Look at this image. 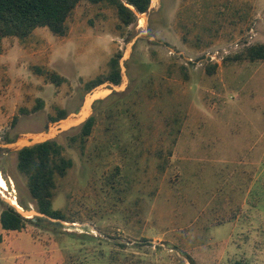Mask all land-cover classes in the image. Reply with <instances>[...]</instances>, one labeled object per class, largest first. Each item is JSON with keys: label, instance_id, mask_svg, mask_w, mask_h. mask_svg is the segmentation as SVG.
<instances>
[{"label": "rangeland", "instance_id": "374dc122", "mask_svg": "<svg viewBox=\"0 0 264 264\" xmlns=\"http://www.w3.org/2000/svg\"><path fill=\"white\" fill-rule=\"evenodd\" d=\"M67 25L0 42V215L14 197L39 213L5 147L107 91L84 149L82 125L55 139L74 162L53 198L67 220L0 223V264H264V59H220L264 45V0H155L128 28L111 6L81 2ZM112 58L119 85L105 80Z\"/></svg>", "mask_w": 264, "mask_h": 264}, {"label": "trees", "instance_id": "16d2710c", "mask_svg": "<svg viewBox=\"0 0 264 264\" xmlns=\"http://www.w3.org/2000/svg\"><path fill=\"white\" fill-rule=\"evenodd\" d=\"M81 2H89L97 5L105 3L111 6L119 19L120 27L128 28L135 24L140 14L147 13L152 0H0V42L5 38L16 37L26 39L37 28H47L56 36L64 37L68 33L67 21ZM264 59V45H251L235 56H228L226 60L234 62H255ZM111 72L105 80L119 85L122 82V69L120 59L112 58L110 61ZM216 65L211 66L212 74ZM40 74L43 70L37 68ZM52 83L60 86L65 79L55 72H46ZM102 83L98 78L89 84L93 87ZM66 118V112L60 111L56 121ZM18 117L13 120L16 123ZM96 125V118L89 117L81 126V132L73 141L81 142L84 149L85 143L92 135ZM74 166L72 159L66 157L63 147L56 141L50 140L26 147L18 152V170L27 178V186L32 198L37 204L38 212L48 218L66 221V215L53 208L54 193L57 188L58 178L68 175ZM24 209L25 204L19 203ZM45 217L25 218L14 207L3 208L0 215V223L5 231L20 232L28 223L39 225L42 221H49ZM191 264L194 260L189 257ZM230 264H245L242 260L232 261Z\"/></svg>", "mask_w": 264, "mask_h": 264}, {"label": "water", "instance_id": "95a60500", "mask_svg": "<svg viewBox=\"0 0 264 264\" xmlns=\"http://www.w3.org/2000/svg\"><path fill=\"white\" fill-rule=\"evenodd\" d=\"M153 2H154V0H152L149 10L152 9ZM123 73H125V72H123ZM120 89H121V87L116 88L115 90H120ZM106 92L107 91H105V87L98 88L93 93H91L90 96L88 97V99H87L88 104L85 105L81 114H79L77 116L69 117V118H67L61 122H58L57 124L52 125V126H48L47 127V130H48L47 133H43L39 136L22 137L18 141H16L14 144L8 145L5 148L7 150H10V151L15 150V151L19 152L20 150H22L26 147H32V146H35L37 144L44 143L46 141L55 140L59 134L66 132L72 128H75V127L85 123V121L87 120V118L90 115L92 104L97 99L101 98L103 94L105 95ZM98 93H102V94L99 97H96V95H98ZM18 142H21L20 144H22V147L17 146ZM21 215L24 216L25 218H33V219L37 216L48 218L45 214H41V213L36 214L34 212L33 213L24 212ZM52 220H54V219H52Z\"/></svg>", "mask_w": 264, "mask_h": 264}, {"label": "built area", "instance_id": "2783aa9c", "mask_svg": "<svg viewBox=\"0 0 264 264\" xmlns=\"http://www.w3.org/2000/svg\"><path fill=\"white\" fill-rule=\"evenodd\" d=\"M237 46V44H236ZM225 53L220 59L224 60L226 57H228L230 52L228 50H223ZM218 55H220L219 51L214 52H207L204 54L203 59L208 60L209 62H215L218 61ZM193 62V60H191Z\"/></svg>", "mask_w": 264, "mask_h": 264}, {"label": "bare ground", "instance_id": "6f19581e", "mask_svg": "<svg viewBox=\"0 0 264 264\" xmlns=\"http://www.w3.org/2000/svg\"><path fill=\"white\" fill-rule=\"evenodd\" d=\"M155 2V0H154ZM21 142H18L17 146L18 147H22V144H20ZM6 188V183L5 181L0 177V190H3ZM10 203L21 213H24V209H22V207L18 204L17 200L15 199V197L13 199L10 200ZM33 213V212H31Z\"/></svg>", "mask_w": 264, "mask_h": 264}]
</instances>
